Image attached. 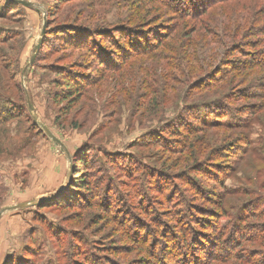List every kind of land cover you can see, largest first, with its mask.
I'll return each instance as SVG.
<instances>
[{
  "label": "rangeland",
  "instance_id": "obj_1",
  "mask_svg": "<svg viewBox=\"0 0 264 264\" xmlns=\"http://www.w3.org/2000/svg\"><path fill=\"white\" fill-rule=\"evenodd\" d=\"M24 1L0 0V264H264V3Z\"/></svg>",
  "mask_w": 264,
  "mask_h": 264
},
{
  "label": "trees",
  "instance_id": "obj_2",
  "mask_svg": "<svg viewBox=\"0 0 264 264\" xmlns=\"http://www.w3.org/2000/svg\"><path fill=\"white\" fill-rule=\"evenodd\" d=\"M7 1V3H11V2H13V1H10V0H6ZM226 1H231V0H219L218 2H220V3H222V2H226ZM15 3V2H14ZM258 3H259V6H261V4L262 3H264V0H261V1H258V0H250V4L251 5H253V7L254 6H257L258 5ZM15 4H17V3H15ZM173 4V3H172ZM174 5V4H173ZM177 9H179V7L177 8ZM193 12H195V13H193V14H191V15H193L194 17H196L197 15L199 16L201 13L199 12V10H198V12H197V10L196 11H193ZM188 13V12H187ZM263 13H264V11H263ZM253 20L251 21V23L249 24V29L251 30V28H253L252 27V24H253ZM241 26V25H240ZM244 27H245V25H243ZM243 26H241V28L243 27ZM241 28H239V29H241ZM252 30H254V28L252 29ZM126 31H127V35H126V40L127 41H129V39H128V37L130 36V35H132V32H129L128 31V29L126 28ZM241 31V30H240ZM248 31V27H246L245 28V30L243 31V33H246ZM258 31V30H257ZM97 33V32H96ZM95 32L94 33H91V35H89V37H87V38H84L85 39V41H83V42H81V44H80V46L79 47H83V49H85V50H87V52H89L88 53V55H91L93 58H95L94 56L96 55V56H98V60H96V62H97V64L98 65H104L105 66V70H107V69H109V68H111V67H113V66H115V63L112 61V60H110L108 57H101V55L103 54V53H106V52H104L103 50L105 49V48H101V46H99V43H94V41H93V37L95 38V36H93V35H95L96 34ZM142 33H144V32H142ZM141 34V33H140ZM241 34H242V32H241ZM258 34L259 35H261V36H263L264 37V27H262L261 28V30L260 31H258ZM143 36L145 35V34H142ZM244 35V34H243ZM243 35H241V36H243ZM224 36H226L228 39H231V37H229L228 35H227V33H225L224 34ZM212 41H214L216 44H219V43H221L222 44V46H224V47H227V44L226 43H224L225 41H219V40H216V37H215V35L214 34H212ZM98 41V40H97ZM105 41V40H104ZM264 41V40H263ZM99 42V41H98ZM213 42V43H214ZM101 43H104V42H101ZM263 43V42H262ZM108 44V45H107ZM220 44V45H221ZM119 45V44H118ZM118 45H116L115 43L113 44V42H110V41H108V42H106V46H104V47H106V49H108V47L109 46H113V47H118ZM133 46V48H135L134 47V45H132ZM260 46H261V44H260ZM99 47V48H98ZM261 47H264V45L263 46H261ZM136 49V48H135ZM134 49V50H135ZM241 52V51H240ZM261 52V53H260ZM260 52H259V54H261V56L262 57H260L259 56V60H256V59H252L250 62H247L245 65H244V68H245V71H248V72H250V71H255L256 69H259V70H264V50L263 49H261L260 50ZM241 53H243V52H241ZM108 55V54H107ZM99 58H101L102 60H100ZM244 68H243V70H244ZM89 69V67H87L85 70H88ZM235 70V69H234ZM261 78H263L264 79V74H263V76H261ZM69 81H70V79L67 77L66 78V82L67 83H69ZM69 85V84H68ZM70 86V85H69ZM80 184L79 185H83V184H81L82 182H79ZM40 206H42V207H45L44 205H40ZM202 236H205V235H202ZM206 237V236H205ZM207 238V237H206ZM208 243L210 244L211 242L210 241H208ZM218 245V244H217ZM198 253H200V255H204L203 256V258H206V259H209V260H217L218 259V257H217V255L216 254H211L210 253V251L209 252H207L206 250H204L202 253L200 252V250H198L197 251ZM200 261H202V260H200ZM218 261V260H217Z\"/></svg>",
  "mask_w": 264,
  "mask_h": 264
},
{
  "label": "water",
  "instance_id": "obj_3",
  "mask_svg": "<svg viewBox=\"0 0 264 264\" xmlns=\"http://www.w3.org/2000/svg\"><path fill=\"white\" fill-rule=\"evenodd\" d=\"M13 2L17 3V4H21V5H25V6H29L30 4L24 0H12ZM46 32V22H44L43 24V28H42V31H41V34H40V37L38 38V41L36 43V45L34 46V49H33V55L36 53V51L38 50L39 46L41 45V41H42V38L44 36V33ZM34 56H32L31 58V62H32V59H33ZM28 108H29V111L31 112V105L30 103L28 102ZM34 121L41 127V129L45 132V134L47 135V137L52 140L53 142H55L57 145H59L60 147H62V144H60V142L56 139V137L50 132V130H48V128H46L45 126H43L41 123H38L36 118L33 117ZM41 201H45V200H40V201H37V202H33V203H41ZM22 205H19V206H13V207H8V208H5L4 210H2L0 212V216L2 215L3 212L5 211H8V210H14V209H18L20 208Z\"/></svg>",
  "mask_w": 264,
  "mask_h": 264
}]
</instances>
